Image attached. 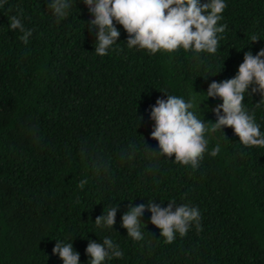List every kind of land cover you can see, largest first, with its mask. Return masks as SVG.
Instances as JSON below:
<instances>
[{
  "label": "trees",
  "instance_id": "1",
  "mask_svg": "<svg viewBox=\"0 0 264 264\" xmlns=\"http://www.w3.org/2000/svg\"><path fill=\"white\" fill-rule=\"evenodd\" d=\"M223 2L217 26L227 27L215 54L129 48L114 21L121 35L99 56L83 0L59 22L51 0H0V264H63L52 254L56 241L72 243L88 264L89 241L106 237L123 257L103 264H264V147L244 146L232 128L209 131L193 169L157 155L151 139L150 108L164 94L200 104L194 114L215 123L222 100L208 99L209 85L233 78L245 52L264 48V0ZM12 16L32 31L28 44L10 29ZM261 99L246 93L243 103L264 135ZM152 201L198 208L202 230L193 223L165 243L150 223ZM130 204L146 207L140 241L122 227ZM110 206H118L113 229L97 227Z\"/></svg>",
  "mask_w": 264,
  "mask_h": 264
},
{
  "label": "clouds",
  "instance_id": "2",
  "mask_svg": "<svg viewBox=\"0 0 264 264\" xmlns=\"http://www.w3.org/2000/svg\"><path fill=\"white\" fill-rule=\"evenodd\" d=\"M73 2L74 0H51L49 8L57 22L67 17ZM83 2L94 16L88 27L89 31L95 33V52L99 56L107 55L108 50L117 43L121 35L114 21L127 33L129 48L139 47L150 54L159 51L172 53L181 47L185 51L215 54L219 41L224 39L218 34H223L227 27L217 26L226 8L223 0H206L204 3L200 0H83ZM2 6L0 3V7ZM10 29L13 31L18 29L23 33L20 39L24 44H28L32 31L25 30L18 16L10 18ZM250 40L255 43L260 39L256 34H252ZM246 93L250 97L259 93L261 101L264 100V48L255 56L251 51L245 52L243 63L239 65L238 72L233 78L221 82L213 81L209 85L206 93L208 99L222 100V104L212 109L216 116L215 123H205L194 114L192 109L196 107L199 110L200 104L194 105L193 102H186L175 95L164 94L167 99L158 98L155 105L150 108V119L154 121L151 139L158 142L157 155L168 158L175 156L176 163L191 165L193 169H197L207 149L205 133L221 131L224 127L232 128L244 146L264 147V135L261 134L254 115H249L244 107ZM142 119L143 117H139V120ZM220 150V145L217 144L210 155L215 157ZM86 183V180H82L79 186L83 188ZM117 209L118 206H110L106 214L104 209V213L96 218L94 224L99 228L113 229ZM145 211L144 204L139 206L130 204L129 210L122 216V227L133 240L143 239L141 225L145 224L141 222V217ZM147 211L151 213L150 223L160 229V236L165 238L167 244L173 243L177 233L184 237L193 223L198 231L202 230L201 213L196 207L187 204L176 206L174 201H170L165 208L152 201L148 202ZM52 254L58 255L63 264H79L80 261V254L74 251L72 243L62 244L56 241ZM86 254L90 257V264H103L106 259L123 257L119 245L110 237L104 238L102 243L89 241Z\"/></svg>",
  "mask_w": 264,
  "mask_h": 264
}]
</instances>
